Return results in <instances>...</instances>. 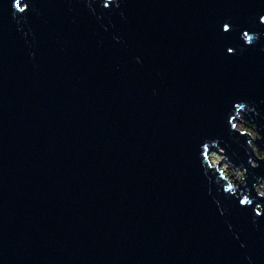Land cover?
<instances>
[{
	"label": "water",
	"instance_id": "95a60500",
	"mask_svg": "<svg viewBox=\"0 0 264 264\" xmlns=\"http://www.w3.org/2000/svg\"><path fill=\"white\" fill-rule=\"evenodd\" d=\"M20 3L0 0V264H264V0Z\"/></svg>",
	"mask_w": 264,
	"mask_h": 264
},
{
	"label": "snow or ice",
	"instance_id": "6c2138e0",
	"mask_svg": "<svg viewBox=\"0 0 264 264\" xmlns=\"http://www.w3.org/2000/svg\"><path fill=\"white\" fill-rule=\"evenodd\" d=\"M11 4L14 5L16 9H18L20 12H25L26 9L29 8L30 4L26 3L24 7H21L20 0H11ZM108 0H104V5L107 6ZM258 20L261 25H264V12L258 14ZM251 25H246L239 31V37L244 41V45H236V47H243V46H250L254 42V37H259L260 33L253 32L252 35L249 33V28ZM219 28H220V37L223 40H229L231 38V32L236 30V24L231 19H223L219 21ZM234 47L228 46L226 47V51L228 53L234 52ZM264 195V193H262ZM241 203H244L241 201ZM257 215H260V212L256 213Z\"/></svg>",
	"mask_w": 264,
	"mask_h": 264
},
{
	"label": "rangeland",
	"instance_id": "374dc122",
	"mask_svg": "<svg viewBox=\"0 0 264 264\" xmlns=\"http://www.w3.org/2000/svg\"><path fill=\"white\" fill-rule=\"evenodd\" d=\"M237 127L238 128H244L246 130H249L251 132V134L255 135L256 131L254 130V124L252 122H250L248 119H244V118H240L237 122ZM256 135L258 137H260L259 134L256 133ZM258 145H263V143L260 144H254V148L257 151V147ZM218 150H211L210 151V160L215 161V163L220 162V168L223 169V171L228 174V176L233 177V178H238L240 179L241 173H242V169L241 168H237L235 169V167L231 164L226 163L225 158L223 153H221L223 151V149L221 148V146H217ZM264 149L262 147H260L259 152L263 153ZM233 178L232 182H233ZM264 184L263 179H261V181L258 183V185L256 186L257 188H259V190H262V186ZM236 185V183H235Z\"/></svg>",
	"mask_w": 264,
	"mask_h": 264
},
{
	"label": "trees",
	"instance_id": "16d2710c",
	"mask_svg": "<svg viewBox=\"0 0 264 264\" xmlns=\"http://www.w3.org/2000/svg\"><path fill=\"white\" fill-rule=\"evenodd\" d=\"M260 147H262V148L264 149V144H263V145H258V147H257V151H256V152L258 153L259 156H264V151H263V153H260V152H259Z\"/></svg>",
	"mask_w": 264,
	"mask_h": 264
},
{
	"label": "bare ground",
	"instance_id": "6f19581e",
	"mask_svg": "<svg viewBox=\"0 0 264 264\" xmlns=\"http://www.w3.org/2000/svg\"><path fill=\"white\" fill-rule=\"evenodd\" d=\"M253 135V134H252ZM209 157H210V154H209ZM212 161V163H215V161H213V160H211ZM223 170V169H222ZM224 176L225 177H227L228 178V180H230V181H232V179H230V178H233V177H228V174H226L225 172H224ZM238 179V178H237ZM258 190H259V188H257Z\"/></svg>",
	"mask_w": 264,
	"mask_h": 264
}]
</instances>
